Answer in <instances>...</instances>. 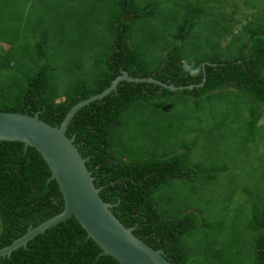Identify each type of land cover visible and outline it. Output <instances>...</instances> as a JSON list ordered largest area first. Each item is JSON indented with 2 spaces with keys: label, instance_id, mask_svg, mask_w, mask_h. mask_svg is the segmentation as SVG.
Listing matches in <instances>:
<instances>
[{
  "label": "trees",
  "instance_id": "1",
  "mask_svg": "<svg viewBox=\"0 0 264 264\" xmlns=\"http://www.w3.org/2000/svg\"><path fill=\"white\" fill-rule=\"evenodd\" d=\"M234 6L225 0H0V67L10 70L0 69V112H38L59 126L77 103L103 92L124 70L178 87L122 80L80 108L66 132L88 158L113 213L175 264H264V170L260 189L244 186L256 195L248 196L251 248L245 253L234 232L221 237L212 228L216 222L190 201L225 172L233 174L235 165L246 169L253 161L264 169V17L236 50L241 35L233 32ZM24 35L37 40L25 44ZM69 36L80 41L67 67L59 48ZM84 43L96 52L88 75ZM71 71L73 79L61 75ZM210 118L238 128L215 135L218 126L204 124ZM64 208L38 149L0 140V248ZM197 249L203 251L195 258ZM101 252L73 215L0 256V264H122Z\"/></svg>",
  "mask_w": 264,
  "mask_h": 264
},
{
  "label": "water",
  "instance_id": "2",
  "mask_svg": "<svg viewBox=\"0 0 264 264\" xmlns=\"http://www.w3.org/2000/svg\"><path fill=\"white\" fill-rule=\"evenodd\" d=\"M122 80L158 83L172 90L178 87L165 83L154 76H133L124 70L110 87L103 92L77 103L66 115L61 125L54 126L40 118L39 113L30 115L21 112H0V140L22 141L25 146H34L47 161L52 178L60 185L65 199V208L59 214L29 230L11 245L0 248V256L10 255L49 227L77 217L88 233L101 247L102 254L111 255L122 264H175L165 256L163 249H154L139 238L113 213L114 204L105 202L100 195L101 187L94 182L92 172L75 144V137L66 132L77 111L101 99L116 89ZM190 87H193L192 85Z\"/></svg>",
  "mask_w": 264,
  "mask_h": 264
},
{
  "label": "rangeland",
  "instance_id": "3",
  "mask_svg": "<svg viewBox=\"0 0 264 264\" xmlns=\"http://www.w3.org/2000/svg\"><path fill=\"white\" fill-rule=\"evenodd\" d=\"M229 3L235 4L234 7H230L229 14L234 18L233 21V29L238 33L239 40L235 43V49L238 50V46H243V41L240 39V37H245L247 34H249L252 29L258 26V24L261 22V18L264 17V0H225ZM229 7V6H228ZM29 15H27L28 17ZM19 19H22L18 15ZM107 19V18H106ZM264 19V18H263ZM259 21V22H258ZM143 26L147 27V24H143ZM230 29L231 26L228 25ZM243 27H246L244 31H241ZM139 29V23L137 26H135V29ZM250 29V31H249ZM228 31V30H227ZM225 31V32H227ZM232 31V30H230ZM161 32L163 33V29H161ZM224 32V33H225ZM166 33V31L164 32ZM25 38L23 39L25 44L30 42H35L34 40H37L34 35H24ZM226 37V36H225ZM138 40H142L143 43H145V40L147 38L143 37V34H140L137 36ZM79 42V38L74 37H66V40L62 43V48H59L60 52H65V54L59 56L62 61H65V64L67 67H70L67 60H70L71 56L70 53L75 51L74 49H77V46H74V42ZM227 40H225L226 42ZM19 43H22L20 41ZM5 47H8L7 44H4ZM88 43H84L82 47H80L83 50V56H82V63L84 65L83 71L88 75L89 69L93 62H94V56L96 55V52L94 50H91L87 47ZM158 48V47H157ZM192 48V47H191ZM50 49V48H49ZM190 47L188 46V50ZM49 51V50H48ZM50 52V51H49ZM156 54L160 55L161 48L159 47L156 51ZM190 52V51H188ZM0 59H4L5 53L1 50L0 52ZM71 62V61H70ZM72 64V62H71ZM4 65L1 64V67L4 69ZM88 66V67H86ZM0 67V69H1ZM12 67V66H7ZM17 67V66H16ZM88 68V69H87ZM36 70L31 69V72L34 73ZM9 69H4V73H8ZM79 71H77L78 74ZM61 75L64 79L72 78L74 75V72H62ZM55 77H59V71L54 75ZM63 79V80H64ZM60 82V81H59ZM62 85V84H60ZM221 120V119H219ZM263 121V122H262ZM261 121V132H264V118ZM244 122V120L242 121ZM194 123L196 125V121L194 120ZM212 126H218L215 127V135L224 134L228 129L227 127H234V129L238 128L236 127V124H232L231 121H227L226 124L224 123H217L215 120H211V118L207 121V123ZM224 125V126H223ZM239 126V125H238ZM221 128V129H219ZM245 130L241 129L238 133L240 136L237 137L236 143L240 144V137L244 135ZM232 145H235L234 142L231 143ZM246 159L241 156L239 159V164L243 165L245 163ZM235 171L233 174H229L230 172H225L226 177L219 176V179L215 181V183L210 184L206 189L200 188L199 190V197L192 196L191 200L195 203V208L199 210H203L206 215L211 217L212 221H215L216 223L212 227L215 231L219 232L221 231L223 235L226 237L229 236V233L234 232V235H236V241L237 245L239 246V250L241 252H247L248 249L251 248L250 242H251V232L248 228L250 219L252 217L251 215V207L253 206V201L251 197H255L256 195L253 194L250 195V192H246L244 190V186H251L253 187V190L256 188L260 189V183H262L263 179L261 177V174L263 173V168L261 167L260 163L251 161L248 163L247 168L244 169L241 166L235 165ZM232 172V171H231ZM230 175V178H229ZM236 191V194L233 193V191ZM264 191V190H263ZM251 196L250 198L248 196ZM209 203V205H208ZM244 205V208L241 210V206ZM239 230H241L239 232ZM242 247V248H241ZM202 249H197L195 253V258L199 256L198 253L202 252ZM202 259V256H201ZM247 262H249V259L246 258ZM195 262V261H194Z\"/></svg>",
  "mask_w": 264,
  "mask_h": 264
}]
</instances>
